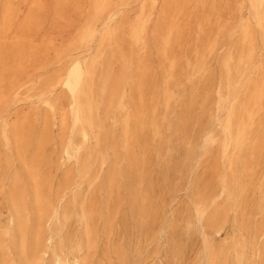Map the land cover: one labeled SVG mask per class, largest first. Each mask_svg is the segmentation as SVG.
Listing matches in <instances>:
<instances>
[{"label": "bare ground", "instance_id": "obj_1", "mask_svg": "<svg viewBox=\"0 0 264 264\" xmlns=\"http://www.w3.org/2000/svg\"><path fill=\"white\" fill-rule=\"evenodd\" d=\"M246 1L251 14L243 17ZM134 2L137 10L127 18L124 10ZM229 13L239 21L227 19ZM258 30L264 48V0H0V195L7 194L11 211L10 228L0 236V264H189L180 245L187 232L201 236V247L191 246L201 248L198 264H251L244 248L234 257L231 248L239 245H219L216 238L231 207L247 206L251 163L264 148ZM97 35L95 52L83 55ZM225 35L235 38L221 62L225 92L221 86L215 98L205 57ZM184 75L200 80L181 99L172 125L165 112L178 102L174 87ZM24 95L36 96L40 108L11 110ZM213 102L224 115V136L210 130L204 155L216 146L230 173L214 188L221 172L214 157L196 179L195 210L172 214L167 223L153 154L168 149L164 131L171 128L178 147L189 148L191 108L205 104V111ZM85 182L93 187L88 196L67 198ZM162 237L166 255L159 258ZM250 248L264 264V246L253 241Z\"/></svg>", "mask_w": 264, "mask_h": 264}, {"label": "rangeland", "instance_id": "obj_2", "mask_svg": "<svg viewBox=\"0 0 264 264\" xmlns=\"http://www.w3.org/2000/svg\"><path fill=\"white\" fill-rule=\"evenodd\" d=\"M138 4L132 3L128 6L127 10H124V14L127 18H132L134 16L135 10H137ZM251 14L250 6L246 1L242 16L247 17ZM227 19H232L237 23L238 17L234 15V13H229L226 15ZM239 21V20H238ZM258 43H259V51L258 55L260 58L264 57V48H262L261 35L257 33ZM235 36L225 35L220 39V46L215 50L212 55L206 56L205 63L207 68L213 73V79L211 82V92L212 96L216 98L217 90L222 86L220 74L222 71L221 62L223 61L224 55L226 53V49L228 44L231 41H234ZM99 35L92 43V48L85 50L83 55H90L95 52V48L98 44ZM88 56V57H90ZM257 70H253L251 76L256 75ZM200 80V77H194L192 81L187 79V76H181L180 80L174 87L175 92L178 96V102H174L171 104L170 109L165 112V117L167 121L174 125L177 121L178 111L181 106V99L183 97L189 96L191 87L194 83H197ZM222 91L225 92L224 85L222 86ZM60 100H63L64 93L58 89L55 93ZM40 108L39 99L36 96H26L21 97V101L14 102L10 105V109L18 112H27L34 111L35 109ZM205 104L197 105L191 108L189 112V120H192L190 123V128L194 133L193 143L189 148L187 147H178L177 138L178 133L175 132L173 128L164 131V139L169 140L168 149L166 147L164 149L153 154V171L155 177H159V184L162 189V192L157 194V199H162L160 208H163V212H165L164 221L169 222L173 217L172 214H180L185 211L193 212L198 205V194L196 192V179L201 176L204 172H206L213 163L214 157L218 156L221 164V172L219 177H216L213 182V187L218 188L219 182L223 178L225 174H229L230 170L228 168V163L226 159L222 158L220 155V150L213 146L210 149V155H204L205 151V138L207 133L210 130H214L219 138H223V133L219 126V122L224 119V115L222 112H219L215 106V103H211L206 107L204 111ZM204 111V112H202ZM262 124L264 125V115L261 117ZM59 130L57 126L52 127V134H58ZM252 141V139L250 140ZM156 142H158L156 140ZM57 144H51L50 151L53 152L54 160H57L59 163L62 162V156H59L57 151ZM2 151L8 153L10 152L4 147ZM192 153L189 157L188 153ZM15 160V157H12ZM13 169H18L19 164L14 161L12 166ZM70 168L76 169L77 164L72 162ZM11 170L5 172L6 175L3 176L2 186L4 190H8V186L10 184V172ZM238 175L243 177L245 175V171L243 169V165H238L237 168ZM104 172V171H103ZM250 173L254 174V180L248 186L249 195H248V203L245 209L231 207L228 216L225 231L221 233L216 238L217 244H230V245H239L234 249L231 248V252L233 256H236V252L238 250H242L243 248L247 252L250 257L251 264H259L258 252L257 249H251V242H255L258 246H264V235L261 233L264 231V148L262 150V155L259 161H253L251 163V171ZM56 175V179L61 178L62 171L57 170L54 172ZM92 186H88L85 182L81 186H75L68 193V197L71 198L72 194H77L80 196H88L92 192ZM217 193L215 196L216 202H221L222 197L219 196V189H217ZM263 198V199H262ZM9 200L7 198V194L0 195V236L2 232L7 228H10V209H9ZM215 206V203L212 202L208 205V210H211L212 207ZM200 234V233H199ZM201 236L198 237L193 232L185 233L181 240L180 245L182 246L184 257L188 258L187 262L189 264H198L196 254L201 251V248L198 247L196 250H191V246L197 244L201 247L200 242ZM159 245V252L156 254L157 257L163 258L166 255V239L162 237L157 243ZM195 251V252H194Z\"/></svg>", "mask_w": 264, "mask_h": 264}]
</instances>
